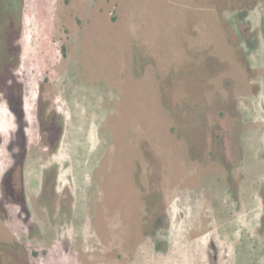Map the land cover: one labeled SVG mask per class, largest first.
<instances>
[{
	"label": "rangeland",
	"instance_id": "obj_1",
	"mask_svg": "<svg viewBox=\"0 0 264 264\" xmlns=\"http://www.w3.org/2000/svg\"><path fill=\"white\" fill-rule=\"evenodd\" d=\"M263 205L264 0H0V264H264Z\"/></svg>",
	"mask_w": 264,
	"mask_h": 264
},
{
	"label": "crops",
	"instance_id": "obj_2",
	"mask_svg": "<svg viewBox=\"0 0 264 264\" xmlns=\"http://www.w3.org/2000/svg\"><path fill=\"white\" fill-rule=\"evenodd\" d=\"M264 206V205H263ZM261 222V220L258 222V223H260ZM260 225V224H259ZM257 228H259V226L257 225Z\"/></svg>",
	"mask_w": 264,
	"mask_h": 264
}]
</instances>
